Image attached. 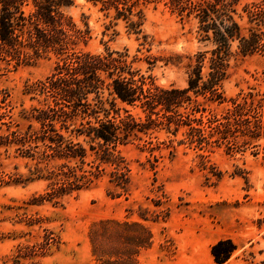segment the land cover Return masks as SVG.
<instances>
[{"label":"trees","instance_id":"obj_1","mask_svg":"<svg viewBox=\"0 0 264 264\" xmlns=\"http://www.w3.org/2000/svg\"><path fill=\"white\" fill-rule=\"evenodd\" d=\"M73 2L0 0V62L32 65L55 57L52 72L26 86L28 93L42 97L25 116L37 129L29 124L25 132L11 130L6 98L0 99V150L7 153L14 148L18 156L32 162L35 177L31 180L46 183L31 204H60L90 189L107 169L108 182L126 192L130 177L123 147L142 141V148L151 154L167 149L173 156L171 140L158 142L152 136L159 130L176 136L186 129V143L200 150L212 144H225L228 151H244L249 146L264 150V143H259L264 142V93H248L241 102L231 99L232 108L221 119L211 116L204 121L194 115L204 111L198 97L217 103L226 100L222 88L235 54L264 56V0L245 7L242 23L236 18L239 0H86L106 15L113 12L115 20L130 22L135 33L141 31L144 10L162 2L180 16L196 20L198 40L206 49L195 55L183 89L156 85L150 75L134 67L136 58L128 60V49L105 48L102 53L78 49L87 44L90 31L80 29L65 15L64 9ZM105 90L113 101L142 115L124 109L118 118H99L105 110ZM189 107L190 112L181 111ZM3 126L6 134H1ZM153 159L158 157L153 155ZM88 236L99 264H137L151 239L141 224L114 220L93 223ZM58 245V236L45 230L42 242L20 247L9 264H37L33 258L46 256ZM235 250L232 240L223 239L211 247V255L216 264H223Z\"/></svg>","mask_w":264,"mask_h":264},{"label":"rangeland","instance_id":"obj_2","mask_svg":"<svg viewBox=\"0 0 264 264\" xmlns=\"http://www.w3.org/2000/svg\"><path fill=\"white\" fill-rule=\"evenodd\" d=\"M259 1L239 0L237 20L244 22L245 7ZM64 13L80 29L90 31L87 44L78 49L92 53L128 49V60L136 58L134 67L162 88H185L189 66L197 52L206 49L198 40L196 20L180 16L163 2L144 10L138 33L131 30L130 22L113 19V12L106 15L86 0H74ZM54 62L53 55L32 65L0 62V99L6 98L11 130L25 132L29 124L38 128L25 116L42 97L28 93L26 86L45 79ZM222 90L226 98L222 103L198 97L204 111L194 115L204 121L211 116L221 119L232 108L231 99L241 102L248 93H264V56L235 54ZM102 96L105 110L99 113L101 119L123 116L124 109L142 115L113 101L107 90ZM181 111L190 112V107ZM185 131L173 136L159 130L152 135L158 142L171 140L173 156L167 149L151 154L142 148V141L122 148L130 177L126 192L108 182L107 169L90 189L57 205L31 204L34 196L44 192L46 183L31 180L35 177L32 162L18 156L14 148L7 153L1 149L0 264H9L20 247L42 242L45 230L58 236L59 245L46 256L33 258L37 264H99L88 232L93 223L102 220L147 228L150 246L139 253L137 264H216L211 247L223 239L236 245L223 264H264V150L249 146L244 151H228L225 144L200 150L186 143ZM6 133L3 126L1 134ZM259 143L263 146L264 142Z\"/></svg>","mask_w":264,"mask_h":264}]
</instances>
